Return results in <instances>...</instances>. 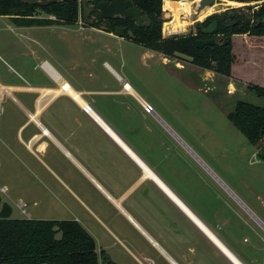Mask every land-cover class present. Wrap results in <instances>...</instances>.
Masks as SVG:
<instances>
[{
    "label": "crops",
    "instance_id": "obj_1",
    "mask_svg": "<svg viewBox=\"0 0 264 264\" xmlns=\"http://www.w3.org/2000/svg\"><path fill=\"white\" fill-rule=\"evenodd\" d=\"M27 52L38 61L33 68L44 83H0V102L11 99L26 121L13 132L10 144L3 138L0 143L10 156L21 159L25 175L34 179L35 188L28 190L38 195L23 194L27 207L38 203L40 214L55 216L45 220L79 223L114 264H201V255L203 264H236L183 205L241 264H264V222L244 206L261 228L245 245L217 218H203L201 201L193 207L190 194L171 174L166 147L154 130L138 127L137 122L128 125L133 114L122 96H134L142 106L148 102L108 63L105 67L122 83L121 89L89 86L91 74H79L57 57L53 60L41 44ZM23 69H32V63ZM87 105L100 121L83 110ZM9 131L0 127L3 136ZM129 135L135 137L129 141ZM17 186L9 187L15 191ZM10 188L1 187L0 196Z\"/></svg>",
    "mask_w": 264,
    "mask_h": 264
},
{
    "label": "rangeland",
    "instance_id": "obj_2",
    "mask_svg": "<svg viewBox=\"0 0 264 264\" xmlns=\"http://www.w3.org/2000/svg\"><path fill=\"white\" fill-rule=\"evenodd\" d=\"M166 1L163 4V36L196 34L198 23L208 15L203 17L202 13L208 8L197 14L199 3H194L196 0H181L193 3L188 30L185 21L180 20V33L175 29V35H166L165 24L174 19L164 9ZM216 2L215 6H223L228 11L235 8L249 17L254 12L251 10L254 3L228 6L223 0ZM215 6L208 16L216 13ZM37 15L48 17L42 12ZM90 19L99 24L100 29L87 25L83 17L75 26L32 29H19L9 18L0 17V83H44L33 68L38 61L27 52L38 49L40 44L48 50L50 58L54 57L53 60L57 57L64 65L74 66L79 74H91L87 78L89 86L121 89L122 83L105 67L108 63L148 102L145 106H152L154 114L169 127L162 126L156 116L147 113L145 106L140 105L134 96H122L133 114L128 125L135 126L137 122L138 127L154 130L166 147L171 174L190 194L193 207L195 202L200 204L201 201L203 218H217L225 230L234 232L239 243L247 245L254 240L261 228L245 207L264 222V161L257 156L258 148L248 143L227 115L240 100L256 106L264 105V100L250 90L253 85L264 86V35L231 36L235 59L232 75L228 78L194 66L186 57L166 58L115 34H100L105 31L98 13ZM30 63L32 69L24 70V66ZM25 122L24 115L22 117L11 99L0 102V127L10 130L6 132L7 136L0 133V138L7 140V144L12 142L13 132L16 133ZM134 137L129 135V141ZM12 146L20 155V148H16L14 142ZM7 154V149L0 143V162H3L0 165V188L18 185L17 190L10 188L8 194L2 195L3 201L12 207V217L53 219L55 216L40 214L38 203L27 207L23 194L26 193L28 198L38 195L28 190L34 185V179L31 181L25 175L24 165L16 155L8 154L11 160L8 163ZM33 169L38 171L37 167L33 166ZM2 189L7 192V188ZM201 259L203 264V255Z\"/></svg>",
    "mask_w": 264,
    "mask_h": 264
},
{
    "label": "trees",
    "instance_id": "obj_3",
    "mask_svg": "<svg viewBox=\"0 0 264 264\" xmlns=\"http://www.w3.org/2000/svg\"><path fill=\"white\" fill-rule=\"evenodd\" d=\"M131 1L149 17L151 26L141 29L132 20L117 17L105 21L99 16L106 33L114 34L117 27L124 26L130 33L125 39L131 43L166 58L186 57L194 66L223 77L232 75L235 57L231 36L264 35V28L255 27L264 19L263 6L250 17L237 14L226 20L228 22L220 20L215 33L217 43L200 50L195 42L208 38L202 34V29L197 35L163 36L164 0ZM38 12L48 17L42 18ZM0 17H8L17 27H62L77 25L83 11L81 5L74 1L39 7L24 4L21 0H0ZM216 19L218 15L215 14L198 26L208 27ZM93 27L100 29L99 24ZM164 31L166 35H172L167 24ZM250 90L264 100V86L253 85ZM227 118L249 144L258 148L257 156L264 161V105L256 106L240 100ZM12 214V207L0 196V264H114L104 251L98 250L93 237L75 221L17 219Z\"/></svg>",
    "mask_w": 264,
    "mask_h": 264
},
{
    "label": "water",
    "instance_id": "obj_4",
    "mask_svg": "<svg viewBox=\"0 0 264 264\" xmlns=\"http://www.w3.org/2000/svg\"><path fill=\"white\" fill-rule=\"evenodd\" d=\"M66 1H74L78 2L81 5L83 11V19L85 20L86 24L90 27L94 26V21L91 20V10L88 6L89 2H96L97 0H46V1H34V0H21L24 4L32 5V6H39V7H46L53 4L66 2ZM256 2H264V0H236V4H249ZM216 0H200L199 6L197 9V14H201L206 8H212L215 6ZM97 8L101 12V16L103 19H112L116 16L126 17L133 19L140 28L149 27L150 20L147 17L142 16L141 10L136 8L131 1L125 0H114L112 2H101L97 5ZM215 10L217 15L221 16L226 12L227 9L223 8V6H215ZM211 17L207 16L201 23L207 22L208 18ZM219 23L217 21L212 22L208 27H203L202 34L205 36H213L215 35L218 29ZM256 28H264V19L257 22L255 25ZM125 35V30L123 28H118L116 30L115 36L119 38H123ZM218 41L217 38L214 39H207V40H198L195 42V46L198 49H203L207 46H213Z\"/></svg>",
    "mask_w": 264,
    "mask_h": 264
},
{
    "label": "flooded vegetation",
    "instance_id": "obj_5",
    "mask_svg": "<svg viewBox=\"0 0 264 264\" xmlns=\"http://www.w3.org/2000/svg\"><path fill=\"white\" fill-rule=\"evenodd\" d=\"M112 1H114V0H97L96 2H89V4H88V6H91L92 7V9H90L91 10V16H93L94 14H96V13H98V17L100 16L101 18H102V16H101V12L99 11V9L97 8V5L99 4V3H101V2H112ZM125 1H131V0H125ZM164 1H166V0H164ZM164 1H163V4H164ZM173 0H170V1H166L165 2V6H164V9L166 10V11H169L171 14H172V16H173V20H172V22H170V23H167V25L169 26V28L172 30V34H176V30L175 29H177V31H179V33H180V28H179V26H178V24H179V22H180V20H184L185 22L184 23H186V30H188V27H189V25H190V16L192 15V4L193 3H191V2H187V1H181V2H172ZM199 1L200 0H196V2H194V3H199ZM217 1V0H216ZM224 2H227L228 3V6H230V5H232V4H236L235 3V1L236 0H223ZM132 2V1H131ZM133 3V2H132ZM217 3V2H216ZM254 3V5L255 6H252V8H251V10L252 11H255V10H259L260 8H262L263 6H264V2H259V3H256V2H253L252 1V3H249V4H253ZM134 4V3H133ZM134 6H135V4H134ZM136 7V6H135ZM136 8H138V7H136ZM139 9V8H138ZM139 10H141V9H139ZM212 11H213V8H208V10L202 15L203 17H205L207 14L209 15V14H211L212 13ZM230 11V12H229ZM228 11V9L226 10V12L224 13V14H222L221 16H219L218 15V19H216V20H213L212 22H214V21H217L218 23H219V21L220 20H224L225 22H228L229 20H230V17H232L231 19H233L234 18V16H236L237 14H242L241 12H240V10H235V8H231L230 10ZM236 13H235V12ZM141 12H142V16H144V17H147L148 19H149V17L147 16V15H145L144 13H143V11L141 10ZM207 15V16H208ZM213 15H215V14H213ZM213 15H211V16H213ZM217 15V14H216ZM117 17H119V18H125V19H128V20H132L133 22H134V24L137 26V27H139L140 28V26L133 20V19H130V18H126V17H121V16H116V17H114V18H117ZM114 18H112V19H114ZM103 19V18H102ZM164 19V18H163ZM202 19V18H201ZM103 20H105V21H107L108 19H103ZM109 20H111V19H109ZM150 20V19H149ZM226 20H228V21H226ZM201 23V22H200ZM234 23V22H233ZM188 24V25H187ZM151 26V20H150V25H149V27ZM209 26V25H208ZM149 27H145V28H149ZM118 28H123L124 30H125V35H124V37L122 38V39H125V36L128 34V35H130V33H129V31L127 30V28L126 27H124V26H120V27H117L116 28V30L118 29ZM141 29H144V28H141ZM200 29H203V26H198V28H197V33L196 34H194V35H197L198 34V32H199V30ZM115 33H116V31H115ZM114 33V34H115ZM208 38L207 39H214L215 37H217V34H215V35H213V36H207ZM119 38V37H118ZM126 40V39H125ZM142 47V46H141Z\"/></svg>",
    "mask_w": 264,
    "mask_h": 264
},
{
    "label": "bare ground",
    "instance_id": "obj_6",
    "mask_svg": "<svg viewBox=\"0 0 264 264\" xmlns=\"http://www.w3.org/2000/svg\"><path fill=\"white\" fill-rule=\"evenodd\" d=\"M208 9L205 10V12L207 11ZM203 12L202 15L205 13ZM68 89V88H67ZM126 89L128 92H131L133 93V90L131 88V86L129 84L126 85ZM69 93L73 94V95H76L74 92H72L70 89L67 90ZM81 104H83L81 102ZM145 104V103H144ZM91 112V111H90ZM91 114L97 119L98 117L93 113L91 112ZM100 121V120H99ZM103 124V123H102ZM105 126V125H104ZM107 130L111 133L112 136H114V138H116L118 141H120L108 128ZM121 142V141H120ZM130 152V150H128ZM176 201H178V199L176 198ZM182 207L186 210V212L191 216L192 220L202 229L204 230L213 240L214 242L236 263V264H241L228 250L225 246H223L216 238L215 236L206 228V226L193 214L191 213L187 208H185L183 205Z\"/></svg>",
    "mask_w": 264,
    "mask_h": 264
},
{
    "label": "built area",
    "instance_id": "obj_7",
    "mask_svg": "<svg viewBox=\"0 0 264 264\" xmlns=\"http://www.w3.org/2000/svg\"><path fill=\"white\" fill-rule=\"evenodd\" d=\"M126 86V85H125ZM83 110L86 112V113H90V111L92 110V107L90 105H87L83 108ZM145 111L147 113H154V108L152 106H145ZM3 192H5V190L2 189Z\"/></svg>",
    "mask_w": 264,
    "mask_h": 264
}]
</instances>
